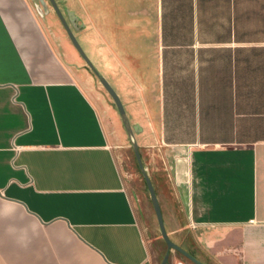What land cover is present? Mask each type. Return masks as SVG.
<instances>
[{"label": "crops", "instance_id": "obj_1", "mask_svg": "<svg viewBox=\"0 0 264 264\" xmlns=\"http://www.w3.org/2000/svg\"><path fill=\"white\" fill-rule=\"evenodd\" d=\"M56 2L135 127L169 238L264 264V0ZM65 43L51 7L0 0V264H154L127 134Z\"/></svg>", "mask_w": 264, "mask_h": 264}, {"label": "water", "instance_id": "obj_2", "mask_svg": "<svg viewBox=\"0 0 264 264\" xmlns=\"http://www.w3.org/2000/svg\"><path fill=\"white\" fill-rule=\"evenodd\" d=\"M34 1V7L36 10L37 15L40 18H44L46 15L50 12V7L53 11V13L56 15L58 21L60 22L62 28L64 29L68 39L76 49L77 53L85 63L86 69L94 75L98 83L101 85V87L104 90V93L107 94V96L111 99L114 107L117 110V113L120 117L121 123L124 127V130L127 134L128 140L131 144V148L133 151V154L135 156L138 169L144 179L146 188L149 193L151 205L154 210V214L156 216L157 224L160 230L161 238L163 239L165 245H166V253L164 255V258L160 264H167L170 252L175 251L178 252L180 255H182L184 258L189 260L193 264H205L197 260L195 257H193L191 254H189L187 251H185L182 247L174 243L168 236L163 215L161 211V207L159 204V201L156 196V192L154 189V186L152 184V181L143 165L141 153L139 150V146L135 139V127L131 125L129 122L128 116L126 114V111L124 109V106L117 95L116 91L113 89V87L110 85V83L101 75V73L98 71V69L94 66V64L91 62L89 57L85 54L83 49L81 48L79 42L77 41V38L75 36V33H77L80 30V26L78 25V17L75 15L74 12L70 11L67 8L61 9L59 5L57 4L56 0H33Z\"/></svg>", "mask_w": 264, "mask_h": 264}, {"label": "rangeland", "instance_id": "obj_3", "mask_svg": "<svg viewBox=\"0 0 264 264\" xmlns=\"http://www.w3.org/2000/svg\"><path fill=\"white\" fill-rule=\"evenodd\" d=\"M63 33L66 36V43L64 44L63 50L67 52H72L74 55H76L79 61L83 62V60L77 53L76 49L68 39L64 29H63ZM75 36L81 48L87 55L88 51L86 45L82 42L81 38L78 36V33ZM92 77L94 78V82L88 81V79L80 80L83 88H85V90L89 91L90 93H93L95 97L98 95V93L103 95L104 93L103 88L98 83L94 75H92ZM126 146H127V155L126 156L124 155V158L120 160L124 166L123 172H124L126 189L130 194L131 198L133 199V202L135 203L137 215L139 217V222L142 226L146 241L150 246L153 255L154 264H160L167 251L166 245L163 239L161 238L156 216L154 214V210L151 205L149 193L146 188L144 179L138 169L137 162L133 154L131 144L128 139ZM178 258H179L178 254L175 251H171L167 264H176V260Z\"/></svg>", "mask_w": 264, "mask_h": 264}]
</instances>
